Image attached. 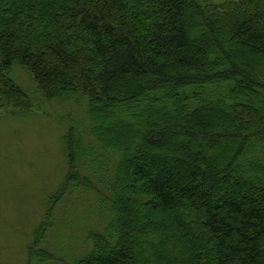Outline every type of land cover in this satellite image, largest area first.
<instances>
[{
  "label": "trees",
  "instance_id": "trees-1",
  "mask_svg": "<svg viewBox=\"0 0 264 264\" xmlns=\"http://www.w3.org/2000/svg\"><path fill=\"white\" fill-rule=\"evenodd\" d=\"M15 67L85 106L55 199L105 221L30 264H264V0H0V116L33 111Z\"/></svg>",
  "mask_w": 264,
  "mask_h": 264
},
{
  "label": "rangeland",
  "instance_id": "rangeland-1",
  "mask_svg": "<svg viewBox=\"0 0 264 264\" xmlns=\"http://www.w3.org/2000/svg\"><path fill=\"white\" fill-rule=\"evenodd\" d=\"M227 1L198 0L214 6ZM12 78L31 98L33 111L0 116V264H30L31 247L39 243L40 250H53L57 258L77 256L89 234L105 224L94 218L95 195L75 189L55 199L70 173L64 141L68 120L87 125L85 106L74 100L44 101L34 79L20 67Z\"/></svg>",
  "mask_w": 264,
  "mask_h": 264
}]
</instances>
